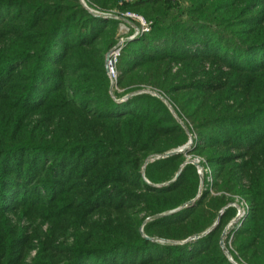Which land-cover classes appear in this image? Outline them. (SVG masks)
I'll use <instances>...</instances> for the list:
<instances>
[{"label": "trees", "instance_id": "16d2710c", "mask_svg": "<svg viewBox=\"0 0 264 264\" xmlns=\"http://www.w3.org/2000/svg\"><path fill=\"white\" fill-rule=\"evenodd\" d=\"M123 1L86 0L150 20L111 95L116 20L80 0H0V264H232L224 193L246 203L233 259L264 264V0ZM186 129L188 149L164 156ZM188 152L210 170L201 190Z\"/></svg>", "mask_w": 264, "mask_h": 264}, {"label": "built area", "instance_id": "2783aa9c", "mask_svg": "<svg viewBox=\"0 0 264 264\" xmlns=\"http://www.w3.org/2000/svg\"><path fill=\"white\" fill-rule=\"evenodd\" d=\"M87 8V7H86ZM89 9V8H87ZM90 11V10H89ZM91 12V11H90ZM92 14H101L106 17H110L114 20H117V28L118 30H123L128 35H122L118 37V40L115 42V44L109 49V51L106 54V58L104 60L105 66H106V75L108 78L109 83L112 85L113 82H115L116 79V71H115V63L116 59L119 56L121 47L123 43L126 40L132 39L134 37H137L141 34L147 33L150 29V22L146 21L141 15L138 13L131 12L129 10L117 12L115 14L110 13H103L98 10H93L91 12ZM124 34V33H123ZM152 95V94H150ZM156 96V95H155ZM125 96L121 97L124 98ZM191 142V139L189 140ZM188 142L187 144H189ZM186 147V146H184ZM180 148V147H179ZM187 162L192 163L195 166L196 173L199 175L200 178H202V175H205V179L207 182H211V176H210V170L207 168V166H203L204 160L198 156H193L191 159L187 158ZM201 180V184H202ZM232 207L235 208V213L232 217V219L228 222V224L225 226L224 233H230L232 229L238 226L240 218L245 214L246 211V203L241 198H236L235 202L231 204ZM231 236V234H230ZM230 238V237H228ZM225 247V245H224ZM227 259L232 264H239L236 262V260L232 259L229 255L227 256Z\"/></svg>", "mask_w": 264, "mask_h": 264}, {"label": "rangeland", "instance_id": "374dc122", "mask_svg": "<svg viewBox=\"0 0 264 264\" xmlns=\"http://www.w3.org/2000/svg\"><path fill=\"white\" fill-rule=\"evenodd\" d=\"M127 1H130V0H124L123 2H127ZM80 3L84 6V8H89V9H87L88 11L90 10L91 12L93 11V10H96V9H94L92 6H89L88 5V3H86V0H80ZM179 3V6L180 7H184L185 6V1H179L178 2ZM127 10H129V9H127ZM126 10V11H127ZM89 11V12H90ZM98 11H101V12H103V13H110V14H115V13H117V12H121V11H125V10H115L114 8H110V9H102V10H98ZM129 11H131V12H134V13H137V12H135L134 10H129ZM139 15H141L140 13H138ZM146 21H149L150 22V20H148V19H146L143 15H141ZM110 18V17H109ZM117 21V20H116ZM124 33V34H123ZM129 34V32H127V34L125 33V32H123V30H118V28H117V30H116V37H115V42L118 40V37L119 36H122V35H128ZM115 42H114V44H115ZM109 50H107V52H108ZM107 52L105 53V55H104V60H105V58H106V54H107ZM119 57V56H118ZM118 57H117V59H118ZM117 59H116V63H115V71H116V74H117V67H116V65H117ZM107 76V75H106ZM116 79H117V76H116ZM116 79H115V82H113L112 83V85L109 83V93L111 94V95H114L115 93L117 94V93H119V92H121L122 91V87H120L118 84H117V82H116ZM109 82V81H108ZM132 92V94L133 93H148V94H152L153 96H157V97H159L161 100H162V102H163V104L167 107V109L171 112V114L175 117V119L177 120V122L183 127V128H185V123H186V121H185V118H183V117H179V116H181L179 113H178V111H177V109L175 108V106L171 103V101H169V99H168V97L167 96H164V95H161L160 93H159V91H158V89H156V88H154V87H151V86H148V85H140V86H138V88H136L135 90H133V91H131ZM121 97V96H120ZM178 116H177V115ZM186 126H187V124H186ZM188 128H189V126H188ZM186 132H187V141L185 140V142L183 143V144H180V145H178V146H175L173 149H171V150H176V149H178L179 147H181V146H186L184 149H182V151H184L185 149H188V147L191 145V143H192V140H193V138H194V133L191 131V129H186ZM191 139V142L189 141ZM188 142H190L189 144H187ZM170 150V151H171ZM186 156H187V158H189V159H191V157H193V156H198V157H200V158H202L200 155H197V154H195L194 152H188L187 154H185ZM152 159V158H151ZM203 159V158H202ZM199 176V175H198ZM201 180H202V178H200L199 177V185H198V189H203V188H201V187H205L203 184H201ZM208 196H219L220 194H222V192L221 191H219V190H216V189H214L212 186H209L208 187ZM224 195H226L227 197L229 196V200L227 201V203L223 206V207H225V206H231V204L232 203H234L235 202V200H236V198H240L238 195H234V194H227V193H224ZM234 208V207H233ZM235 209V208H234ZM221 211V208L218 210V213ZM234 213H235V211H234ZM221 214V213H220ZM234 215V214H233ZM233 215H232V217H233ZM232 217L231 218H229L226 222H225V224H224V226H223V228H222V231H221V233H220V235H219V240H218V242H219V245H220V249H221V251L224 253V255L226 256V258H227V256L229 255L230 257H232L235 253L234 252H231V249H232V242H231V236H230V233H227V230H226V233H224V229H225V226L228 224V222L232 219ZM148 219V218H147ZM146 218L144 219V221L145 220H147ZM19 225H21V224H26L27 223V220H20L19 222H17ZM21 223V224H20ZM142 225V224H141ZM41 227H42V229H45V227H46V224H42L41 225ZM141 229H142V227L140 226L139 227V231L141 232ZM232 230H234V229H232ZM228 237H230V238H228ZM220 238H221V242H220ZM156 241H159L160 243H163V242H165L166 243V241H163L162 239H158V237L155 239ZM168 243H170V242H168ZM221 243V244H220ZM224 245H225V247H224ZM222 246L224 247V248H222ZM231 252V253H230ZM34 253V250H31L30 252H29V256H32V254ZM233 254V255H232ZM232 259H233V257H232ZM235 260V259H234ZM229 261V260H228ZM230 262V261H229ZM236 262H238L239 264H244L243 263V261H238V260H236Z\"/></svg>", "mask_w": 264, "mask_h": 264}, {"label": "water", "instance_id": "95a60500", "mask_svg": "<svg viewBox=\"0 0 264 264\" xmlns=\"http://www.w3.org/2000/svg\"><path fill=\"white\" fill-rule=\"evenodd\" d=\"M105 70H106V66H105ZM184 148H185V147H184V145H183V146H181L179 149L168 151V152L164 153L163 155H164V156H168V155L174 154V153H176V152H180V151H181L182 149H184ZM175 175H176V174H175ZM220 213H221V211L218 213V215H217L216 219L214 220V222L212 223L211 227H213V226L217 223L218 218H219V216H220ZM220 242H221V238H220ZM220 244H221V243H220ZM222 248H224V247L222 246Z\"/></svg>", "mask_w": 264, "mask_h": 264}, {"label": "bare ground", "instance_id": "6f19581e", "mask_svg": "<svg viewBox=\"0 0 264 264\" xmlns=\"http://www.w3.org/2000/svg\"><path fill=\"white\" fill-rule=\"evenodd\" d=\"M179 149V148H178Z\"/></svg>", "mask_w": 264, "mask_h": 264}]
</instances>
